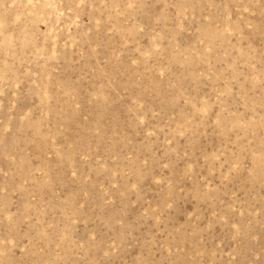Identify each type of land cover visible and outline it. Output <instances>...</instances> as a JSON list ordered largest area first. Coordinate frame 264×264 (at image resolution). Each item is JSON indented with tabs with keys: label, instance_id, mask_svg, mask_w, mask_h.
I'll list each match as a JSON object with an SVG mask.
<instances>
[{
	"label": "rangeland",
	"instance_id": "1",
	"mask_svg": "<svg viewBox=\"0 0 264 264\" xmlns=\"http://www.w3.org/2000/svg\"><path fill=\"white\" fill-rule=\"evenodd\" d=\"M0 264H264V0H0Z\"/></svg>",
	"mask_w": 264,
	"mask_h": 264
}]
</instances>
